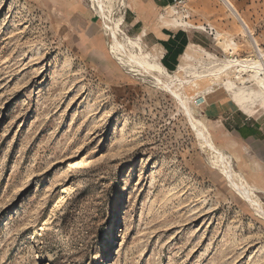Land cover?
<instances>
[{
    "label": "rangeland",
    "instance_id": "1",
    "mask_svg": "<svg viewBox=\"0 0 264 264\" xmlns=\"http://www.w3.org/2000/svg\"><path fill=\"white\" fill-rule=\"evenodd\" d=\"M134 1L116 0L121 35L160 58L148 32L189 22L172 27L194 42L189 74L225 61L227 35L241 58H264V0H230L251 33L223 0ZM98 13L92 0H0V264H264V217L178 100L110 51ZM222 97L234 102L217 83L190 104L221 125L211 139L264 202L263 166L208 109Z\"/></svg>",
    "mask_w": 264,
    "mask_h": 264
},
{
    "label": "bare ground",
    "instance_id": "2",
    "mask_svg": "<svg viewBox=\"0 0 264 264\" xmlns=\"http://www.w3.org/2000/svg\"><path fill=\"white\" fill-rule=\"evenodd\" d=\"M92 1L96 11L100 13L99 16L103 22L104 32L112 37V41L109 43L110 51L114 50L122 62L136 65L140 70L152 75L160 86L168 90L178 100L184 107L185 114H187L201 144L210 151L214 165L220 169L229 183L235 187L234 189H236L238 194L248 201L255 212L264 217V202L255 192L253 185H250L233 169L232 157L228 153L223 152V149L221 150L211 139V128L214 125L211 122L207 123L208 119L206 118H198L195 114V109L197 111L198 109L195 105L191 106L190 104V99L196 97L199 92L203 94L209 92L214 89L215 84L219 83L242 110L249 114L257 113L259 108L255 106L258 103L264 108V77L261 76V72L264 69V58L263 60L260 59L259 55L256 57L257 59L241 58L238 44L234 38L227 35L225 42L226 59L222 64L220 63V66L205 72L198 71L195 67V71L191 70L192 72L189 74L190 60L194 56V46L189 44L184 54L180 56L177 68L170 72L160 62V54L158 52L145 50L139 39H133L125 35V33L126 40L123 38L124 36L121 35L123 33L121 27L123 16L117 19L113 16L116 0ZM223 1L242 22L243 33H251V28L245 19L238 14L233 3L230 0ZM164 24L168 28H172L184 27L189 25V22L185 19L178 20V18L168 17ZM220 35L221 33H218V36ZM255 42L258 44L256 40ZM261 52L258 47V53ZM263 55L262 53L261 56ZM248 82L252 83V85L247 86ZM257 101L259 102L257 103ZM232 141L231 145L236 146L238 142Z\"/></svg>",
    "mask_w": 264,
    "mask_h": 264
},
{
    "label": "crops",
    "instance_id": "3",
    "mask_svg": "<svg viewBox=\"0 0 264 264\" xmlns=\"http://www.w3.org/2000/svg\"><path fill=\"white\" fill-rule=\"evenodd\" d=\"M134 4L135 1L131 0ZM142 5L151 4L153 5L156 10L157 7L160 5L158 2H163L164 6H167V4H170L173 0H137ZM144 7V6H143ZM142 19L143 17L139 14ZM144 19V18H143ZM141 20H138L137 23H139ZM158 26V25H157ZM156 26V27H157ZM144 27V26H143ZM143 29V28H142ZM162 36H159L155 31L148 32V34H152L154 37V41L152 42V46L159 47L163 49L162 56L160 58V62L162 63V59L165 57V55L168 53L167 48L162 42H168L170 39L171 41L168 42V48L170 49V53L168 54L166 58V62L170 67L175 65L174 62V56L173 52L177 49H179L183 43L184 40H186V44L184 45L183 53H181L177 60L179 64V59L182 54H184L187 46L189 44H194L192 41L189 33L187 30L183 28H161ZM180 32V34L177 36V34ZM176 65V68L178 66ZM162 65L170 71L163 63ZM223 98V99H222ZM222 100L216 101L212 103V107L208 108L213 111L212 116L219 117L217 119L218 122H221V124L225 127L223 124V120L231 119L232 123L234 122V125L230 123V129L228 130L229 135L233 138L234 141H241L244 148L251 152L253 160L252 163L249 164L246 162L249 166H253V162L257 161L259 162L263 168H264V124L263 122H260L259 120H251L250 115L241 110V108H238L237 105L234 104V102H230V100H227V98L222 97ZM225 99V101H224ZM229 99V98H228ZM210 105V104H209ZM241 115V116H240ZM242 115H245L244 118H242ZM209 120V119H208ZM213 126V133H220L222 132L219 128H221L220 124L211 122ZM226 128V127H225ZM217 134V135H218ZM221 137V136H217ZM223 146V145H222ZM230 147V146H229ZM243 148V149H244ZM244 161V160H243ZM243 169H248L244 168ZM264 187V184L260 185L259 188ZM258 188V189H259Z\"/></svg>",
    "mask_w": 264,
    "mask_h": 264
},
{
    "label": "trees",
    "instance_id": "4",
    "mask_svg": "<svg viewBox=\"0 0 264 264\" xmlns=\"http://www.w3.org/2000/svg\"><path fill=\"white\" fill-rule=\"evenodd\" d=\"M180 34V32L177 34V36ZM171 41V39L168 41V42H170ZM168 42H162L164 45H165V47L167 48V50H168V53L165 55V57L162 59V63L170 70V72H172V71H174L175 69H176V65L178 64V60H177V58H178V56L181 54V53H183V49H184V45L186 44V40H184V43H183V45L179 48V49H177V50H175L174 52H173V56H174V62H175V65L174 66H172V67H170L169 65H168V63L166 62V58H167V56H168V54L170 53V49L168 48Z\"/></svg>",
    "mask_w": 264,
    "mask_h": 264
}]
</instances>
